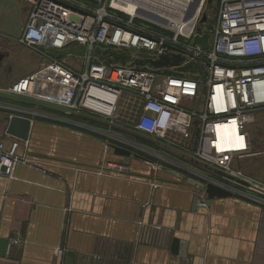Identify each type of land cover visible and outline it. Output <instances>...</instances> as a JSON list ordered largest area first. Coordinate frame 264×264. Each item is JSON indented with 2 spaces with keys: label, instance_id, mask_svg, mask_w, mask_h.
<instances>
[{
  "label": "built area",
  "instance_id": "built-area-1",
  "mask_svg": "<svg viewBox=\"0 0 264 264\" xmlns=\"http://www.w3.org/2000/svg\"><path fill=\"white\" fill-rule=\"evenodd\" d=\"M27 1L32 10L18 43L37 54L41 64L6 92L160 139L193 161L246 182L264 199V183L236 167L250 156L248 117L264 107V0H214V22L210 9L206 12L209 0ZM130 5L139 15L123 10ZM205 34L210 36L207 49L195 44ZM79 48L84 54L64 55ZM107 51L128 59L115 62L113 55H104ZM176 56L182 59L177 66L150 64ZM189 65L194 69L184 71ZM228 130L242 138L244 147L225 149ZM28 144L16 138L0 141V176L12 180L19 167L47 173L20 153ZM108 168L127 171L113 164ZM95 261L104 264L100 257Z\"/></svg>",
  "mask_w": 264,
  "mask_h": 264
},
{
  "label": "crops",
  "instance_id": "crops-1",
  "mask_svg": "<svg viewBox=\"0 0 264 264\" xmlns=\"http://www.w3.org/2000/svg\"><path fill=\"white\" fill-rule=\"evenodd\" d=\"M26 3L27 24L32 6ZM23 32H0V92L6 94L41 64L29 58L32 71L11 74L10 44L33 53L18 43ZM14 116L32 122L20 153L47 173L19 167L12 180L0 176V238L9 241L4 263L67 264L74 253L73 264H99L96 257L104 264H264V199L246 186L214 178L205 172L211 168L170 149L162 160L168 169L159 171L157 149L135 152L138 135L129 130L3 98L0 141L13 139L7 131ZM111 146L133 155H116ZM190 181L222 182L233 186L232 195L209 201ZM197 197L205 206H194ZM175 239L182 256L171 253Z\"/></svg>",
  "mask_w": 264,
  "mask_h": 264
},
{
  "label": "rangeland",
  "instance_id": "rangeland-1",
  "mask_svg": "<svg viewBox=\"0 0 264 264\" xmlns=\"http://www.w3.org/2000/svg\"><path fill=\"white\" fill-rule=\"evenodd\" d=\"M208 2L210 3L207 6L206 12L208 13L210 9L209 13L211 21L214 22L217 19L218 4H214V0H209ZM28 11L29 9L26 0H0V32L7 31L8 34L14 36L20 34L26 28L25 26L27 25ZM36 55L37 54L35 53L33 54L25 49L10 44L8 56H11L14 61L13 67L11 68V74L19 75V73L24 74L32 71L31 63L35 59L39 60V56L37 55V57ZM29 58H32L33 60ZM73 64L76 65V62H73ZM38 69L36 71H38ZM247 130L250 134L251 140L250 156L240 160L236 167L247 178L264 183V107L258 108L250 114L247 122ZM128 137L129 136H126L125 139L129 140ZM137 137V143L140 146V150L135 152L138 153V151H140L139 154H143L144 152L147 153L148 149H157V156L159 158L158 170L162 171L164 168L168 169L166 167L167 165H165L162 160L165 159L163 157L166 156V151L174 150L173 147L154 137ZM179 141L180 140H177V142ZM128 149L133 150L130 147ZM205 172L214 178H221L217 176L214 171L205 170ZM1 258L3 257H0V264H9L4 263Z\"/></svg>",
  "mask_w": 264,
  "mask_h": 264
},
{
  "label": "water",
  "instance_id": "water-1",
  "mask_svg": "<svg viewBox=\"0 0 264 264\" xmlns=\"http://www.w3.org/2000/svg\"><path fill=\"white\" fill-rule=\"evenodd\" d=\"M211 1V0H210ZM207 18L204 17L203 18V23L206 22ZM209 39L210 36L209 34H205L203 37H197L195 38V44H199L201 46H203L204 48H208L209 47ZM85 49L84 48H79L78 50L75 51H71V52H67L64 55H69V54H76V55H82L84 54ZM97 53L100 54V50H97ZM107 54H111L115 57V62L121 61L122 63H124L126 61L125 56H118L116 53L107 51L104 53V55ZM58 55H62L61 53H58ZM112 61V62H114ZM182 62L181 57H174V58H169V57H163L161 58L159 61H152L150 62V64L156 68V69H161V68H167V67H171V66H177ZM195 65H189L186 68H184V71L188 70V69H194ZM157 73H160L159 70H157ZM171 73V72H169ZM0 98L6 99V100H10L12 102H16V103H26V104H30L33 106H40L43 108H48V109H52V110H57L60 112H65V113H69V111L67 109H64L62 107L59 106H53L41 101H37V100H32L29 98H24V97H18V96H14V95H10V94H6L3 92H0ZM31 129H32V122L29 119L20 117V116H14L11 118L10 123H9V127H8V135H10L13 138L19 139L23 142H27L30 139V134H31ZM111 148L114 150V153L116 155L119 156H124V157H130L132 156V152L117 147V146H111ZM169 171L170 173L178 176L181 180H185V176L178 174L177 172H174L172 170H166ZM215 174L221 178L227 179L231 182H235L239 185L242 186H248V184L242 180H238L235 179L234 177H230L225 175L224 173L220 172V171H214ZM192 186H194L195 188H197L200 192L205 193L208 196V200L211 201L214 198H226V197H230L232 195L231 192L227 191L226 189L214 184V183H209V184H203V183H199L196 181H190L189 182ZM200 202V198L197 197L195 198V202H194V206L197 207L199 205ZM210 203V202H209ZM8 244L9 241L6 239H1L0 238V257H5L7 255V250H8ZM182 244L181 241L178 239H175L173 241L172 244V248H171V253L175 256H182ZM74 257L75 254L74 253H70L69 254V259L67 261V264H73L74 263Z\"/></svg>",
  "mask_w": 264,
  "mask_h": 264
},
{
  "label": "bare ground",
  "instance_id": "bare-ground-1",
  "mask_svg": "<svg viewBox=\"0 0 264 264\" xmlns=\"http://www.w3.org/2000/svg\"><path fill=\"white\" fill-rule=\"evenodd\" d=\"M117 6H120V5L118 4ZM120 9L122 8L120 7ZM123 10L132 15H136V16L139 15V12L137 11L134 5L125 6ZM260 92H261V95L264 97V87ZM223 144L225 145V149H229V150L240 149L244 147L245 145L241 139H238L235 133L232 134L229 132V130L226 134H224Z\"/></svg>",
  "mask_w": 264,
  "mask_h": 264
},
{
  "label": "snow or ice",
  "instance_id": "snow-or-ice-1",
  "mask_svg": "<svg viewBox=\"0 0 264 264\" xmlns=\"http://www.w3.org/2000/svg\"><path fill=\"white\" fill-rule=\"evenodd\" d=\"M240 139H242V138H240Z\"/></svg>",
  "mask_w": 264,
  "mask_h": 264
}]
</instances>
